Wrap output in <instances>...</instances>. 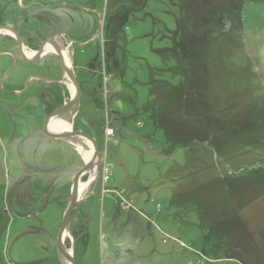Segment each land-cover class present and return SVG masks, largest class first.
I'll use <instances>...</instances> for the list:
<instances>
[{"label":"rangeland","instance_id":"374dc122","mask_svg":"<svg viewBox=\"0 0 264 264\" xmlns=\"http://www.w3.org/2000/svg\"><path fill=\"white\" fill-rule=\"evenodd\" d=\"M0 26L80 86L77 264H264V0H0ZM72 89L0 32V264H69L94 148L43 130Z\"/></svg>","mask_w":264,"mask_h":264},{"label":"water","instance_id":"95a60500","mask_svg":"<svg viewBox=\"0 0 264 264\" xmlns=\"http://www.w3.org/2000/svg\"><path fill=\"white\" fill-rule=\"evenodd\" d=\"M0 32H7V33H10V34L15 36V38L17 39L18 45H19L20 54L24 58V60H26L27 62H36V61H39L40 59H42V57L44 55L45 48L48 45V43L49 42L55 43L54 39H50V40L44 42L42 44L41 48L39 49V51L37 52L36 56L34 58H28L23 51L22 38L20 37V35L18 34V32L15 29L8 27V26H0ZM55 47L57 48L56 51H57V54L59 55V58H60L61 68L66 73V75L69 77L70 82L75 86V88L77 90V96L75 98H73V100L69 104L59 108L58 110H56L55 112H53L51 115H49L46 118L43 132L45 135H47L51 138H54V139H58V140L73 138V137H81L93 145V148L95 151V157H96V160L94 162L92 161V162L88 163L85 166V168H83L77 174L75 180L73 181L72 198H71L68 210L65 214V217H64V220L62 223V227L60 229L58 239H57V249L61 253V255L66 259V261L69 264H77L75 262V259L73 258V256H71L69 253H67L66 249L64 248L63 241H64V237H65V232H67L68 226L71 222L73 211H74L75 206H76L78 199H79V197H78V195H79V183H80L81 177L83 175H85L88 171H90L93 167H95L96 164L99 162V150H98V146H97L96 141L91 136H89L85 133L70 131V132H67L65 134H54V133L49 132V130H48L51 121H53L56 118L61 117L62 115L66 114L67 112L72 110L78 104V102L80 101V97H81L80 86H79V84L75 78V75L69 70V68L65 64L63 51L61 50L59 45H55Z\"/></svg>","mask_w":264,"mask_h":264},{"label":"bare ground","instance_id":"6f19581e","mask_svg":"<svg viewBox=\"0 0 264 264\" xmlns=\"http://www.w3.org/2000/svg\"><path fill=\"white\" fill-rule=\"evenodd\" d=\"M4 33H7V32H4ZM8 34H10V33H8ZM12 35V34H11ZM14 36V35H13ZM55 45H59L58 43H57V41H55V43H52V42H49L48 43V45L46 46V48H45V51H44V55L43 56H45L47 53H57V51H56V47H55ZM60 48H61V46H59ZM61 50H63L62 48H61ZM23 51H24V53L26 54V56L28 57V58H33V57H35V55H34V53H30V52H28V54H27V52H26V50H25V47L23 46ZM37 54V53H36ZM63 56H64V61H65V64L67 65V67L69 68V66H68V62H67V58H66V56H65V52H63ZM69 70L71 71V69L69 68ZM72 72V71H71ZM66 74V73H65ZM67 76V75H66ZM67 78L69 79V77L67 76ZM70 81V80H69ZM73 85V84H72ZM73 87H74V91H73V89H72V91H73V94H74V92H75V96H74V98L77 96V90H76V88H75V86L73 85ZM71 125H68L67 123H65V122H62V121H60V120H58L57 118L56 119H54L53 121H51V123H50V125H49V128H48V130H49V132H51V133H54V134H65V133H67V132H65L66 130H71ZM91 144V143H90ZM92 145V144H91ZM93 146V145H92ZM80 151L82 152V149L80 148ZM94 154H95V151H94ZM94 154H93V152L91 153H85L84 154V157L86 158V161H87V163H90V162H94L95 160H96V157L94 156ZM83 190V188H82V185H81V183H79V193H80V191H82ZM65 236H66V232H65ZM67 251V250H66ZM67 253H69L71 256H72V252H70V251H67ZM64 258V257H63ZM65 259V258H64ZM66 260V259H65Z\"/></svg>","mask_w":264,"mask_h":264}]
</instances>
